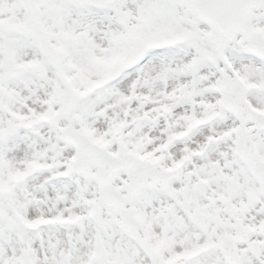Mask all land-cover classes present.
Here are the masks:
<instances>
[{
    "label": "snow or ice",
    "instance_id": "snow-or-ice-1",
    "mask_svg": "<svg viewBox=\"0 0 264 264\" xmlns=\"http://www.w3.org/2000/svg\"><path fill=\"white\" fill-rule=\"evenodd\" d=\"M0 264H264V0H0Z\"/></svg>",
    "mask_w": 264,
    "mask_h": 264
}]
</instances>
